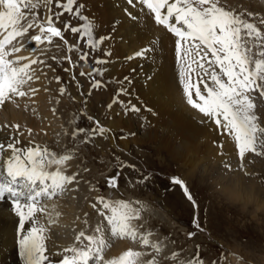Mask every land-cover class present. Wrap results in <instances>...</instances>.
<instances>
[{"label":"snow or ice","instance_id":"obj_1","mask_svg":"<svg viewBox=\"0 0 264 264\" xmlns=\"http://www.w3.org/2000/svg\"><path fill=\"white\" fill-rule=\"evenodd\" d=\"M43 3L48 6V15L43 22H38V13H33L32 10L40 7V0H0V106L13 101L15 97L29 95L22 89L34 78L32 65L44 63L42 60L29 57L9 59L25 47L23 44L19 47L12 46L13 41L24 37L33 27L39 29V34L33 35L29 42L37 47L45 43L51 45L54 38L64 40L67 44L64 33L68 31L84 40L85 48L93 52L99 50L107 39L105 36L94 39V18L84 14L86 6L78 0H43ZM53 3L57 9L55 12L51 7ZM127 3L133 7L141 5L142 9L147 10L146 15L154 20L155 25L162 26L175 37L173 84L180 100L186 101L187 106L206 118L201 123L211 122L217 129L230 135L241 160L247 153L264 155L262 151L264 128L258 125V117L254 112L257 105L252 95L258 92L260 97H264V32L256 23L249 22L243 19L241 14L221 6L220 0H127ZM125 11L129 16L132 15L127 9ZM30 14L31 19H29ZM65 14L70 19L62 20ZM248 15L251 17L255 14L248 13ZM72 18L78 19L81 23L73 26ZM58 23L62 24L63 28L55 26ZM260 23L264 24V19H261ZM32 50L34 49H30ZM73 50V46L68 45V51ZM75 50L79 52L78 48ZM150 50V48L138 50L127 59L144 58ZM109 56L111 52L105 49L104 57ZM66 59L72 68L77 66L70 57ZM87 59L88 52H80L79 60L87 61ZM23 60H27L28 63L21 65L20 62ZM110 62L104 58L94 60L96 65ZM105 71L104 68L96 67L88 73L81 71L80 75L88 76L90 90L98 89L104 84L96 77H102ZM72 79L76 80L74 74ZM56 80L57 83L60 82L59 77H56ZM76 83L78 88H83L78 80ZM65 90L61 87L60 93L63 94ZM30 91L31 94H35L37 89ZM122 95H130V93L124 87H120L108 108L111 109L113 105L118 104L126 114L141 112V108L131 101L121 100ZM88 119L93 121L95 118L89 116ZM6 127L16 131L20 129L18 124L6 125ZM108 131L110 130L96 120L94 127H77L73 130L72 136L75 138L83 133L88 140H91L97 136H105ZM28 132L31 135V129ZM20 144L21 141L14 136L9 137L7 144L0 142V154L5 151L11 153L0 165L2 169L0 170V203H7L8 210L18 218L15 242L22 264H46L48 258L45 254L43 235L45 229L43 226H38L35 219L38 213L46 212V207L41 203L42 198L52 199L63 191L65 185H71L76 181L75 175H64L59 170L50 172L46 169L51 165L59 168L72 157L70 155L57 157L47 148L38 145L18 147ZM119 167L135 169V165H126L123 162ZM225 167L230 166L225 165ZM120 179V171L107 177L108 188H118ZM149 179V176L143 175L138 183H146ZM170 182L179 186L184 197L193 203L194 208H198L184 181L172 177ZM97 204L102 206L97 208V211L110 227L113 237L139 239L142 246L151 247L157 253L161 251L163 241L150 244L148 237L152 233L141 234L133 225L132 221L139 219L140 214L130 206L129 202L117 201L114 206L101 196L97 199ZM93 207L96 205L94 204ZM28 223L32 226L26 229ZM192 223L195 228L201 227L196 215L193 216ZM96 231L100 232L102 229L97 228ZM195 234L189 232V239ZM81 239L87 241L83 248H64L61 259L51 264H89L91 260H94L95 264H137L142 255L141 252L129 249L118 259L105 260L103 238L80 232L76 236V241L80 242ZM195 247L199 249V245ZM171 260L173 264H203L202 257L185 260L176 252L171 254ZM149 264H156V261L150 259Z\"/></svg>","mask_w":264,"mask_h":264},{"label":"rangeland","instance_id":"obj_2","mask_svg":"<svg viewBox=\"0 0 264 264\" xmlns=\"http://www.w3.org/2000/svg\"><path fill=\"white\" fill-rule=\"evenodd\" d=\"M99 2L100 0L97 1V3ZM220 5L229 7V10H235L241 14L243 19H252L249 22L257 24L252 16L240 13L237 8H232L226 2L220 1ZM51 7L53 12L57 11L54 3ZM47 8L48 6L43 3V0H40V7L32 10L33 13H38V22H43L46 19ZM88 10L85 7L84 14L87 16V12L92 15L96 12V9L94 12ZM110 13L113 14L111 10ZM89 17L93 18L91 15ZM100 17L101 15H99V19H101ZM31 18L30 14L29 19ZM106 18V16L102 17L99 21L97 16L95 19L94 22L100 23L101 27H95L94 39L103 35L107 37L109 47L107 50H110L111 47L113 49L118 41L122 42V39H125L126 44L129 41L125 34L127 25L119 23V25L116 24V27ZM68 19L70 18L67 14L62 17V20ZM113 22L116 23V21ZM80 23L78 19H71L73 26ZM55 26L63 28L60 23ZM260 30L264 32V25L260 26ZM38 34L39 29L33 27L23 38L31 39L33 35ZM64 38L67 40V44L64 40L54 38L51 45L45 43L36 48L47 49L48 56L40 58L44 61L41 64V66L44 65L43 74L47 73L45 77L48 82L45 87L55 97L53 104L64 116V125L67 126L72 120L77 123L76 126L74 124L72 126L70 123L72 128L68 126L65 128L60 144L61 149L50 147L52 152L60 156L64 153L73 155V160L77 162V165L79 164L77 170L81 177L78 183L84 189L89 184L90 189L88 190L91 193L94 192L96 197V200L93 197L94 200L90 201L88 212H91V207L97 203V199L101 196L113 205L115 198H117L116 201L129 202L130 206L140 214L139 219H134V225L138 232L141 234L151 232L152 234L148 237L150 243L153 240L156 243L163 241L159 253L151 247H144L145 252L152 255L149 256L148 263L150 259H154L156 264H173L171 254L176 252L185 260L202 257L203 264H229V256H236L246 264H264V209L257 210L254 205L255 202L264 203V155L247 153L241 160L233 138L221 129H217L211 122L200 123L201 120L206 119L201 115L202 119L196 123L197 130L202 128V132L191 137L186 135L185 139L188 138L186 142L182 133L176 131L171 125L170 115L180 116L187 120H195V116H189L187 114L191 113H184L181 108L175 106H164L163 103L157 104L156 108H150L139 97L140 91L134 88L135 80L127 78L122 83V78L107 72L108 64L96 65L94 63L95 58L108 59V57H104V47L101 46L99 49L101 51L95 52L86 49L85 41L70 31L64 33ZM151 38L150 34H145L146 41H150ZM105 41L107 40L105 39ZM143 44L145 48L149 45ZM68 45L73 46L74 50L69 52ZM77 48L79 52L75 50ZM84 51L88 52V59L80 61L79 54ZM132 55L133 51L128 56ZM46 57L47 59H45ZM67 57L76 63L75 68L70 66ZM109 57L108 60L112 62L115 60L113 54ZM129 63L133 64L131 67L135 64L139 65L143 63V58L130 59L127 62L128 66ZM96 67L106 69L102 77H96L102 81L104 86L90 91L87 89L85 97H81L80 103L77 104L70 93L74 91L73 88L78 90L76 81L86 77L87 81L85 80V82L90 83L88 76H81L80 72L88 73ZM73 74L76 80L72 79ZM56 77L60 78L59 83H57ZM61 87L67 91L65 100L56 96L59 95ZM120 87H124L130 93V95L120 96V99L125 102L131 101L132 104L141 108V112L126 114L120 105H113L111 108L113 111L108 108ZM252 95L255 97L254 103L257 105L254 112L258 117V125L264 128V97H260L258 92ZM110 100L111 102H109ZM89 116L95 119L89 121ZM96 120L110 130L105 136H97L91 140H88L83 133L75 138L72 136L74 129L94 127ZM188 142L191 144H187ZM182 143L184 145L186 143L189 147V153L183 148ZM195 153L199 159L195 157ZM2 154H0V160L4 155ZM192 157L195 158L192 159ZM201 157L207 158L204 166L199 164ZM196 159L198 160L196 161ZM213 160H217L216 163H213ZM195 161L197 166L192 167V163ZM121 162L126 165H135V169L120 168ZM222 163L230 167H225ZM116 171L121 172L119 187L115 188L118 191L117 195L115 189L108 188L106 183L107 177ZM143 175L149 176L150 179L146 183H138ZM172 177L185 182L198 208H194L193 203L184 197L179 186L171 184ZM219 178L225 183L228 181L240 182L241 188L237 189L238 198H231L224 193L225 188H221ZM243 205H246L244 209H242ZM99 207L102 206L98 204L97 208ZM96 214L97 220L105 221L98 212ZM194 215L198 217L200 228L193 227ZM3 218L12 220L14 223L18 222V218L13 214H7ZM189 232L196 234L189 239ZM104 234L106 235L107 231ZM128 241L137 246L141 244L139 239H128ZM196 245H199V249L195 247ZM0 248V253H4V255L0 254V260H2L7 256V250H9L8 244L4 242L2 236L0 237ZM2 248L5 250L2 251ZM105 252L107 254L108 250ZM105 252L103 251V256H105Z\"/></svg>","mask_w":264,"mask_h":264},{"label":"bare ground","instance_id":"obj_3","mask_svg":"<svg viewBox=\"0 0 264 264\" xmlns=\"http://www.w3.org/2000/svg\"><path fill=\"white\" fill-rule=\"evenodd\" d=\"M78 1L79 3H83L87 7V10L88 9L93 10L94 12L95 11L94 9H96V12L94 13L92 12L93 15L90 14V12L89 13L87 12L88 16L90 15L93 16L94 21L95 19H97V16L99 19V15H101L100 17L101 19L102 17L105 18L106 16L107 17L106 19L112 25L114 24L116 27L117 25H119V23H122V25L125 23L127 25L125 34L129 39V41L125 44V39H122V42L121 40L118 41V43L114 45L113 49L112 47L110 48L109 51L111 52V55L113 54L115 60L113 58L114 61L108 63L107 72L112 74L113 76L117 75L120 79L122 78L121 79L122 83L126 78L135 80L134 88L140 91V94H138L139 97L142 98L141 100L143 101V103L145 102V105L149 106L150 108L153 107L156 108L157 104L163 103L164 106L167 105L175 106L177 108H181V111L184 113L186 112L191 113L187 115L195 116V120H191V119L187 120L180 116L174 117L170 115L171 125L176 131L182 133L184 139L186 135L191 137L192 135H196V133L198 132H202V128L200 130H197V123H196L198 122L199 119L200 120L202 119L200 117V114L197 113L195 110L191 109L189 106H187L186 101L182 102L180 100V97L173 84V75L175 72V54H174L175 37H173L171 33H168L167 30L164 29L162 26L155 25L154 20L150 16L146 15L147 10L142 9L141 5H136L135 7H133L132 5H129L127 3V0H104V1L100 0L99 3H97V1L99 0H78ZM220 1L226 2L232 8H237V10H239L240 13H247V14L254 13L255 15H253L252 18L255 22H257L256 24L257 27L259 29L260 26L263 27L264 24H261L260 20L264 19V0H220ZM126 9L127 12H130L132 14L131 16H129L126 13L125 11ZM110 10L113 12L112 15L110 13ZM133 17H136V19H133ZM101 19H99V21ZM250 20L252 19H249V21ZM113 21H116V23ZM96 26L98 28L101 27L100 23L95 22V27ZM95 32L97 33L98 31ZM114 33L116 32L114 31ZM145 34L151 35L152 38L150 41L145 40ZM106 40L107 41H105L101 46L102 48L104 47V49H109L107 44L108 39ZM29 41H30L29 38L24 39L23 37L18 38L17 41H13L12 46L19 47L21 46V44H23L25 45L26 48L23 47L20 52L15 53L12 57H9V59H16V57H29V58H35L41 60L40 58L42 56H46V55L48 56L47 49L46 50L41 48L38 49L36 48L37 46H35L34 43H30ZM143 43L149 44L147 48L151 49L150 51L147 52L146 56L143 58V63H140L139 65L135 64L132 67L131 65L133 64L129 63L128 66L127 64V62H129V59H127V57H129L128 55L130 54L131 51H133L134 54L136 51L144 49L145 45ZM30 49H34V50L30 51ZM109 58L110 57H108V59ZM123 58H125L127 62L123 60ZM45 59H47V57ZM20 63L22 65L24 63H28V61L23 60ZM43 66L44 65L41 66V64L39 63L36 65H32L31 71L34 78L33 80L29 81L26 85H24L22 89L28 92L29 95H26L25 97H15L13 101L6 102L4 106H0V142L7 144L9 142V137L14 136L16 139L21 141V144L18 145V147H29V146L38 145L41 148H47L49 152L54 153L52 152V148L50 146L52 147L54 146V148L61 149L60 144L62 143L65 128L67 126L69 128H72L71 124L72 126L73 124L74 126H76L77 123L75 120L74 121L72 120L70 122L71 124L68 123L67 126L64 125L65 122L64 116L61 115L59 109L56 107V105L53 104V99L55 97L51 95L49 89L45 87V84L48 81H47V77H45L47 73L45 75L43 74ZM149 77H151V79H149ZM79 80L83 88L82 89L78 88V90H75V88H73L74 91L70 92L72 94L71 96L75 99V102L77 104L80 103L81 97H85V93L87 92L86 90L88 89L90 91V83L85 82L86 77L85 78L83 77V79L79 78ZM31 89H37L35 94H31L30 91ZM65 93L67 94V91H65L63 94L59 92L58 93L59 95L56 96H60L62 100L63 99L65 100ZM109 102H111V100ZM111 110L113 111V109ZM117 120L118 122H120L119 119ZM15 124L20 125L19 131H16L11 127H6V125H15ZM29 129H31V135H29L28 132ZM181 139L183 138L181 137ZM187 140L188 138L185 139L186 142ZM182 144H183L182 145L183 148H185L188 152L189 147L186 145V143L185 145L184 143ZM187 144H191V143L188 142ZM3 154H2L3 157L1 156L2 159L0 160V165H2L3 161L11 155L10 151H5ZM54 154L57 157L60 156L59 154L56 153ZM195 154H196L195 157H197V153ZM63 155H70L71 157L73 156L69 153H64ZM200 155L202 156V154ZM195 157H192V159ZM197 158L199 159V157ZM198 159H196V161ZM206 160L207 158L201 157L199 164L201 166H204ZM196 161L192 163V167L197 166ZM213 161H214L213 163H216L217 160H213ZM223 164L227 165L225 163H222V165ZM77 169H79V164L77 165V162L73 160V157L69 161H66L63 165L59 166V168H57V166L55 165H51L46 169L47 171L50 172L59 170L64 175L76 176V181L71 185H65V188L57 197L55 196L52 199L42 198L41 203L46 207V212L38 213L37 217L35 218L37 221V225L43 226L45 229L43 235L45 237L44 239V243L46 247L45 254L48 258L46 264H51V262L61 259L62 255L64 254L63 253L64 248L67 247L83 248L87 244V241L83 239H81L80 242L76 241V236L79 235L80 232H84L86 235H94L97 236L98 238H103L105 242L103 251L105 252L108 250L107 254L105 252V256H104L105 260L118 259V257L122 255L125 251L131 249L133 251H138L142 253L141 257L137 261V264H149L148 259L149 256L151 257L152 255H149L148 253L145 252L146 249L144 248V246H142L141 244H139L138 246L131 244L130 241H128V239L130 240L131 238L128 237L125 238L113 237L111 235L110 227L107 225L106 221L101 222L102 219L101 221L96 219L97 217L96 212H98L97 203L94 202L96 207L92 206L91 212H88L89 211L88 208L91 205L90 201L94 200L93 197H95V194L94 192L91 193V191L88 190L90 189L89 184H87L86 189L80 186V183L78 182L81 177L80 176L81 174L78 172ZM77 173L78 175H76ZM218 181L219 182L221 181L220 182L221 188L222 189L223 187L225 188L224 190L225 194H227L231 198L233 197L238 198L237 189L241 188L240 182L228 181L225 183L221 179ZM96 190H98V188H96ZM115 194L116 195L118 194L117 189H115ZM116 199L117 198H115L114 200V206L117 202ZM254 205L257 210L264 209V203L255 202ZM245 206L246 205H243L242 209H244ZM8 209H9V205L7 203H0V237L1 236L3 237L4 242L8 244L9 247V250H7L8 253H6L7 256H5V258L0 260V264H22V261L18 254V247L15 242L16 240L15 229L18 222L14 223L12 220L3 218L7 214H12ZM98 217L100 218L99 215ZM132 223L133 225L135 224L134 220L132 221ZM31 226L32 224L28 223L26 224L25 228L27 229ZM97 228L102 229V231L97 232L96 231ZM105 231H107L106 235L104 234ZM155 243L156 242H154L153 240L151 241L150 244H155ZM3 250L5 249L2 248V251ZM2 255H4V253ZM228 259H229V264H246L236 256H229ZM89 264H95V261L91 260L89 261Z\"/></svg>","mask_w":264,"mask_h":264}]
</instances>
